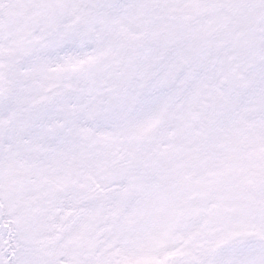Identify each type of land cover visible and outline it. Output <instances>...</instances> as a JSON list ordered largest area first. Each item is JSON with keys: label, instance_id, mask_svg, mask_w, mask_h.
I'll return each instance as SVG.
<instances>
[{"label": "snow or ice", "instance_id": "obj_1", "mask_svg": "<svg viewBox=\"0 0 264 264\" xmlns=\"http://www.w3.org/2000/svg\"><path fill=\"white\" fill-rule=\"evenodd\" d=\"M0 264H264V0H0Z\"/></svg>", "mask_w": 264, "mask_h": 264}]
</instances>
